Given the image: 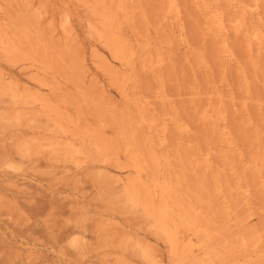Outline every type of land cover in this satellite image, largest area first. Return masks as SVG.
Here are the masks:
<instances>
[{"label":"rangeland","instance_id":"374dc122","mask_svg":"<svg viewBox=\"0 0 264 264\" xmlns=\"http://www.w3.org/2000/svg\"><path fill=\"white\" fill-rule=\"evenodd\" d=\"M0 264H264V0H0Z\"/></svg>","mask_w":264,"mask_h":264}]
</instances>
